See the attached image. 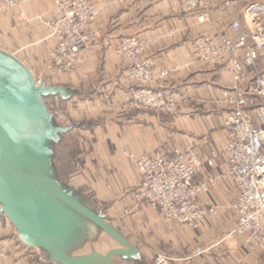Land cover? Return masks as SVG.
I'll list each match as a JSON object with an SVG mask.
<instances>
[{
  "label": "crops",
  "instance_id": "obj_1",
  "mask_svg": "<svg viewBox=\"0 0 264 264\" xmlns=\"http://www.w3.org/2000/svg\"><path fill=\"white\" fill-rule=\"evenodd\" d=\"M92 1L100 11L93 24L100 42L85 52V63L69 75H54L49 70L57 43L46 25L52 17L53 0H21V5L10 11L4 10L0 1V51L15 57L34 79L44 77L46 87L57 92L45 97L44 104L46 99L78 104L74 113L77 122L72 125L55 122L45 104L53 115V125L67 131L49 142L52 153L44 172L74 200L101 214L136 248L138 257L126 260L154 264L157 256L166 255L174 259L173 264H264L262 248L248 254L231 252L221 244L237 223L231 206L238 190L228 179L219 178L227 171L223 151L228 133L222 119L230 107L224 92L235 83L224 67L208 65L194 56L196 39L230 33L228 7L223 0H213L211 20L201 23V12L182 13L179 0ZM126 37L157 42L144 58L150 60L155 75L165 72L167 77L151 88L179 103L175 114L123 108L131 87L127 81L129 63L117 56L116 48ZM187 147L214 160V166L203 167L196 182L219 179L218 185L199 199L205 208L217 207V215L199 230L166 224L147 205L125 215L126 209L134 208L140 174L124 152L151 157ZM43 193L38 216L43 226H49V246L32 231H22L0 204V249L8 255L5 264H77L73 261L91 255L79 256L68 247L77 233L78 214L53 199L50 192L49 196ZM17 205L22 215L32 219L31 209L20 201ZM50 225H54L52 231ZM100 256L80 264H101Z\"/></svg>",
  "mask_w": 264,
  "mask_h": 264
},
{
  "label": "built area",
  "instance_id": "obj_2",
  "mask_svg": "<svg viewBox=\"0 0 264 264\" xmlns=\"http://www.w3.org/2000/svg\"><path fill=\"white\" fill-rule=\"evenodd\" d=\"M3 9L10 11L21 5V0H0ZM129 0H116L125 4ZM185 14L201 12L199 22L210 20L213 0H179ZM100 11L92 0H53L51 20L46 22L57 43L50 55L54 73L66 75L84 64L85 52L100 40L93 24ZM156 41L126 37L116 48V54L129 60L128 82L134 89L125 100V110H149L161 114L177 112L179 103L148 85L163 81L167 73L155 75L144 53L156 46ZM194 56L212 66H222L233 78L235 87L224 92L230 107L222 119L228 133L224 148L227 171L219 177L228 179L238 190L231 206L237 223L221 244L231 252L252 253L264 251V75L257 73L259 54L264 49L260 31L246 32L239 21L230 25V33L202 36L194 42ZM39 87L42 80H36ZM255 117L259 126L255 124ZM132 168L140 174V183L134 192L135 205L125 215L147 205L159 213L166 224H175L190 230H199L212 217L217 207L205 208L199 199L218 185L219 179L196 182L205 165L214 166V160L201 155L192 147L170 154L154 156L127 154ZM7 253L0 250V264H5ZM174 259L159 255L154 264H173Z\"/></svg>",
  "mask_w": 264,
  "mask_h": 264
},
{
  "label": "water",
  "instance_id": "obj_3",
  "mask_svg": "<svg viewBox=\"0 0 264 264\" xmlns=\"http://www.w3.org/2000/svg\"><path fill=\"white\" fill-rule=\"evenodd\" d=\"M56 94L57 92L53 88H47L45 83L38 87L32 73L21 62L0 51V176L8 184L7 187L0 185V204L22 231H32L42 243L49 246L51 240L42 230L43 225L38 216L42 211L43 200L40 196H34L35 193L30 189L31 185H43L53 199L93 223L117 243V248L110 249L105 255L98 257L101 264H113L117 257H138L136 248L101 214L74 200L54 178L44 172L52 153L49 142L57 141L59 134L67 131L66 128L53 125V115L43 103L45 97ZM20 148L32 150L43 160L39 171L19 172L12 167L11 153ZM19 201L29 211H33L32 219L17 210ZM54 252L62 260L69 261L59 251ZM93 258H96V254L78 258L73 262L80 264Z\"/></svg>",
  "mask_w": 264,
  "mask_h": 264
},
{
  "label": "rangeland",
  "instance_id": "obj_4",
  "mask_svg": "<svg viewBox=\"0 0 264 264\" xmlns=\"http://www.w3.org/2000/svg\"><path fill=\"white\" fill-rule=\"evenodd\" d=\"M226 5L227 10L230 13V22L227 25H231L234 21H239L242 28L246 32H256L260 31L263 34L264 38V0H223ZM228 5V6H227ZM212 6V4H211ZM233 15V16H232ZM209 16L211 20V14L209 10ZM100 42V40H99ZM98 42V43H99ZM97 43V44H98ZM96 45V44H95ZM94 45V46H95ZM145 54V53H144ZM118 56V55H117ZM120 57V56H118ZM122 60L129 63V69L131 67V64L129 60L124 59L120 57ZM84 63H85V57H84ZM50 66V63H49ZM80 68V67H79ZM77 68V69H79ZM76 69V70H77ZM128 69V71H129ZM50 72L54 75H59L54 73V71L49 67ZM74 70V71H76ZM73 71V72H74ZM71 72V73H73ZM71 73H68L66 75H69ZM257 73L264 75V49L259 54L258 59V71ZM128 75V72H127ZM36 80L41 79L42 82L45 81L44 77L37 76L35 78ZM128 81V79H127ZM44 83V82H43ZM129 83V82H128ZM130 84V83H129ZM130 89L128 93L125 95V100L130 95L132 90L134 89L133 85L130 84ZM148 88H151V84L148 85ZM152 89V88H151ZM46 106L51 111V113L55 116V122L59 125H72L77 122V119L74 116L75 112H78V104L73 103H55L53 100L46 99L44 100ZM125 104V102H124ZM149 111V110H144ZM154 112V111H153ZM158 113V112H157ZM176 113V112H175ZM173 113V114H175ZM161 114V113H159ZM165 115H172V114H165ZM255 124L259 126L258 119L255 117ZM33 148L32 146H30ZM193 148V147H192ZM195 149V148H193ZM175 150H181V149H175ZM174 150V151H175ZM196 150V149H195ZM127 154H134L130 152H124V157L130 162L131 161L126 157ZM137 155V154H135ZM60 160V159H59ZM43 164V160L37 157V155L27 148H20L15 149L11 153V165L13 168L16 169V171L19 172H37L40 170V165ZM132 166V165H131ZM0 185L2 187H7L6 181L0 176ZM38 188V189H37ZM31 191L36 193L38 196H42L41 193L45 192L46 196H49V191L47 188L43 189L40 187H35L34 185H31L30 187ZM44 194V193H43ZM42 213V212H41ZM60 214H58L59 216ZM57 216V217H58ZM77 233L76 235H72L71 242L68 244V247L73 249L72 251L77 253L79 256H83L85 254H100L105 255L107 251L113 248H117L118 245L115 243L110 237H108L102 230H100L97 226H95L93 223L89 222L85 218L81 217L80 215H77ZM72 221V220H71ZM73 224V222H72ZM51 231L54 228V225H50ZM42 230L45 231L46 237H49V226L48 224L44 225L42 227ZM59 236V235H56ZM76 248V249H75ZM3 250V249H0ZM5 251V250H4ZM77 251V252H76ZM113 264H137L133 262L132 260H126L123 257H117L114 259Z\"/></svg>",
  "mask_w": 264,
  "mask_h": 264
},
{
  "label": "trees",
  "instance_id": "obj_5",
  "mask_svg": "<svg viewBox=\"0 0 264 264\" xmlns=\"http://www.w3.org/2000/svg\"><path fill=\"white\" fill-rule=\"evenodd\" d=\"M115 242V241H114ZM116 243V242H115Z\"/></svg>",
  "mask_w": 264,
  "mask_h": 264
}]
</instances>
